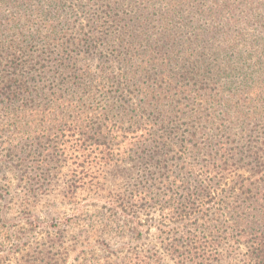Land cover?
I'll return each mask as SVG.
<instances>
[{"label":"rangeland","instance_id":"rangeland-1","mask_svg":"<svg viewBox=\"0 0 264 264\" xmlns=\"http://www.w3.org/2000/svg\"><path fill=\"white\" fill-rule=\"evenodd\" d=\"M255 1L260 10L248 19L242 4L233 22L227 14L221 24L208 18L202 22L206 28L217 26L223 34L222 26L229 21L231 36L224 42L219 33L208 43L195 82L175 51L168 53L164 77L152 74L146 82L166 97L160 111L169 123L152 109H135L142 104L137 84L127 89L123 79L115 94L116 85L107 80L117 76L123 64L109 69L110 63L104 65L95 57L81 59L80 65H91L93 74L98 66L104 67L89 85L93 91L104 89L89 97H81V90H69L68 96L78 94V99L67 97L66 104L72 106L64 119L57 117L62 127L44 125L19 133L12 125L11 110L0 109V264H246L253 241L264 248V0ZM93 2L67 0L77 14L71 17L73 24L87 26L97 17ZM2 9L4 17L40 16L24 0H8ZM179 17L160 23L153 18L154 36L165 33L180 40ZM68 35L62 45L80 58L82 53L72 45L77 34ZM180 89L192 93L180 95ZM215 92H223L229 101L226 111L203 102L207 93ZM199 94H203V124L208 125L205 119L212 116L216 120L212 128L190 129L180 120L181 98L200 103ZM121 98L132 105L131 110H118ZM208 129L216 137L211 150L205 149L212 135ZM194 130L195 139L188 136ZM87 138H98L99 144L90 145ZM221 148L226 180L220 181L215 195L223 198L227 184L233 185L232 196L241 197L235 214H244L239 206L246 199L247 219L256 221L226 223L211 228L214 236H208L210 224L197 220V215L183 219L181 188L186 184L195 191L193 179L202 180L201 166L214 165L211 157ZM210 218L217 219L213 210Z\"/></svg>","mask_w":264,"mask_h":264},{"label":"trees","instance_id":"trees-1","mask_svg":"<svg viewBox=\"0 0 264 264\" xmlns=\"http://www.w3.org/2000/svg\"><path fill=\"white\" fill-rule=\"evenodd\" d=\"M24 1L26 6L35 7L40 16L35 19L1 16L2 8L8 6V0H0V109L11 110L10 114L14 118L12 125H15V130L26 134L31 129L45 128L44 125L62 127L57 117L62 116L61 120L64 119L69 106H72V104H66L69 103L67 97L73 100L78 99V94L68 96L67 93L72 88L83 91L81 97L85 95L89 97L91 92L93 96H97L98 91L104 89L103 86L95 91L89 89L91 80L96 81L104 67L98 66V70L93 74L91 65L84 62L82 66L80 65L81 59L89 61V58L92 60L94 57L104 65L110 63L106 66L109 69L115 64L122 63L123 68L119 67L122 71L107 80L110 84L116 85L114 93L121 91L123 79L127 82V89L131 86L130 84H137L139 90L137 96H141L142 104L136 106L135 109H145V111L152 109L164 116V123H169L165 119L169 117H165V113L160 111L166 97H162L161 92L154 91L155 85L151 86L146 83L151 80L152 74L157 75V79L164 77L167 68L164 63L169 60L168 53L175 51L180 54V66L186 68L185 73L191 74L190 80L194 81L197 66L200 62L205 63L203 59L208 54L205 55L208 43L215 39L221 31L214 25L206 28L202 22L208 18L206 21L212 24H221L220 19L226 14L233 22L242 4H245L246 14L244 15L248 19L261 7H257L255 0H243L245 2L234 0L233 3L229 2L231 0H100L101 2L95 0L93 5L97 6L98 10L95 15L97 17H94L91 23L87 21V26H84L81 22L73 24L74 22L71 21V17L77 14L67 6V0ZM158 5L161 10H156ZM125 7L131 8V11H124ZM120 12H125V16ZM102 13L104 17L101 16ZM179 14L180 40L175 35L165 33L154 36L150 26L153 18L156 17L160 23L165 22L167 18L173 19ZM242 21L245 20L242 19ZM229 24V21L225 22L223 25L226 29L222 26L224 33H220L224 37V42H227L231 36ZM164 30L168 31L167 28ZM68 32L77 34L72 45L77 46V50L80 51H76L77 54L82 53L80 58L71 56L65 48L66 45H62V42L66 43L69 40ZM221 51L225 52L224 56L227 55L225 47ZM70 65L74 66L73 69H69ZM203 70L207 72L206 68ZM186 91L188 94L192 93V90L180 89V95L188 96ZM100 93L103 95V91ZM202 95L198 96L200 103H196L194 98H181L183 102L180 101V114L183 119L180 117V120L184 121V125L190 129L212 128L216 123L215 118L211 116L205 119V122L209 124L204 126ZM206 95L203 97L204 103L222 107L224 111L227 110L229 101L226 100L223 92ZM119 96H122V93ZM61 105L66 106H63L62 111ZM131 106L121 98L118 110L125 112L131 110ZM196 130L188 132V136L195 139ZM208 131L212 132V135L206 139L205 149L211 150L209 148L214 145L216 137H213L215 131L209 129ZM87 139L90 145L99 144L98 138ZM223 149L216 150L214 156L211 157L214 165H219L203 164L201 166L203 171L199 178L202 180L193 179L197 185L194 188L195 191H191L186 184L181 188L183 219L192 214L197 215V220L210 224L211 234L208 236H214V229L222 228L226 223L236 226L244 221L245 225H251L256 221L247 219L250 205L246 206V199L240 202L242 206H239L244 214L241 217L235 214L237 207L235 204L241 197L232 196L235 192L233 185L227 184L229 188L225 191L227 195L223 198L220 199L219 195H215V191L220 188V181L226 180L220 165L221 155L219 156V151H224ZM229 199H232V203ZM205 207L208 216L213 210V215H217V219H208L207 213L203 211ZM251 209L254 210V208ZM250 247L252 249L251 251L249 249L245 263L264 264L263 245L255 244L253 241ZM204 255L205 253L200 257Z\"/></svg>","mask_w":264,"mask_h":264}]
</instances>
